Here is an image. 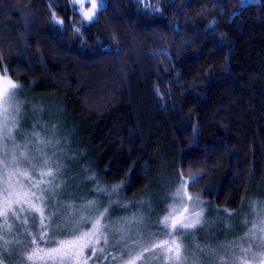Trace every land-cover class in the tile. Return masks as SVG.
Masks as SVG:
<instances>
[{
    "label": "trees",
    "instance_id": "16d2710c",
    "mask_svg": "<svg viewBox=\"0 0 264 264\" xmlns=\"http://www.w3.org/2000/svg\"><path fill=\"white\" fill-rule=\"evenodd\" d=\"M78 7L0 0V66L60 111L73 172L124 199L191 173L220 211L260 201L264 0H103L86 26Z\"/></svg>",
    "mask_w": 264,
    "mask_h": 264
},
{
    "label": "snow or ice",
    "instance_id": "6c2138e0",
    "mask_svg": "<svg viewBox=\"0 0 264 264\" xmlns=\"http://www.w3.org/2000/svg\"><path fill=\"white\" fill-rule=\"evenodd\" d=\"M102 2L72 0L74 11L79 6L82 26L95 21ZM53 20L64 23L55 13ZM80 31L75 29L76 33ZM21 87L8 76L6 68L0 73V264H5L3 252H8L10 246L19 251L17 264H88L91 257H86L85 251L90 249L95 255L101 242L105 245L100 249L102 253L107 247L117 249L120 254L112 259L119 264H147L157 256L168 264H264V204L258 209L254 206L255 218L241 237L251 241L248 247L236 242L192 247L184 242L207 223L204 201L188 190L190 183L199 184L202 174L182 176L179 186L169 194L171 203L154 222L142 212L112 218L110 210L115 205L128 207L119 199H111L118 197L123 185L103 187L95 176L87 179L97 183L96 198L79 204L58 199L66 184L62 179L64 166L56 151L59 141L33 131L30 136L24 135L22 144L17 143L15 132L23 104L18 99ZM101 193L109 197L107 203L101 201ZM153 223L158 226L156 231L151 230ZM248 223L244 220V224ZM145 253L151 256L146 258Z\"/></svg>",
    "mask_w": 264,
    "mask_h": 264
},
{
    "label": "rangeland",
    "instance_id": "374dc122",
    "mask_svg": "<svg viewBox=\"0 0 264 264\" xmlns=\"http://www.w3.org/2000/svg\"><path fill=\"white\" fill-rule=\"evenodd\" d=\"M78 6V5H77ZM79 8V7H78ZM101 8V7H99ZM4 70L0 66V73ZM8 74V73H7ZM10 76V74H8ZM11 77V76H10ZM11 79L20 84L21 90L18 91V99L23 102L21 113L19 116V128L15 132L17 143H23L24 135H31L33 131H37L42 137L59 141L56 145L57 155L61 157L62 164L64 166L65 175L62 177L66 181L63 187V195L58 199L63 200L65 203L75 201L77 204L82 203L88 199H94L97 197V183L87 179L89 176H95L96 181L100 186L111 188L116 185L103 184L100 180H97L96 173L91 172L90 175L82 176L73 172L72 162L77 161L79 156L74 152L73 148V133L69 130L66 123L61 118V113L53 103L44 101H35L30 89L26 88L20 81ZM35 125V128L33 127ZM183 178H189L195 176L194 174H183ZM181 180V178H180ZM180 180L176 181L174 189H172V181L163 182L161 185V193H145L140 197L123 198V193L120 191L118 197L112 196L111 199L119 201L122 204H127L125 209L119 205H115L110 210L112 218L119 216H131L133 213L142 212L146 217H151L153 222L155 219L163 214V210L171 203L170 193L174 192L179 186ZM92 182V183H91ZM88 183V188L85 185ZM262 191V188H260ZM188 190L193 195L199 194L200 198L204 201L205 207V219L207 221L202 227L197 228L191 235L185 238V243L194 247L196 244L208 247H219L220 245H230L236 242L240 246L248 247L251 242L249 240H241V237L245 236V233L251 227V221L255 218L254 206L258 209L261 204H264V195L260 198V201L255 198H246L247 204L245 208L232 209L224 208L222 211L210 203L209 199L204 196L203 191L198 185H188ZM101 201L107 203L109 197L103 193L99 194ZM252 197V196H251ZM259 201V202H257ZM143 202V203H141ZM253 202H256L254 205ZM55 203V201H53ZM227 209V212L225 211ZM228 212L233 213L229 216ZM248 220L249 223L244 224V220ZM157 225L154 223L151 225V230L156 231ZM22 231V229H20ZM118 239V237H117ZM112 244L111 238H109V245ZM105 247L103 242L96 246L95 255L92 251L86 250L84 255L91 257L88 260V264H119L118 261L113 260L112 257L118 256L120 253L114 247H107L106 252H101L100 249ZM3 250L0 249V252ZM253 251H256L255 244L253 242ZM7 255L4 258L5 264H17L20 259L19 251L15 246H10ZM9 253H11L9 255ZM4 255V252H3ZM151 256V253H145V257ZM147 264H168L162 257H154L147 260Z\"/></svg>",
    "mask_w": 264,
    "mask_h": 264
}]
</instances>
